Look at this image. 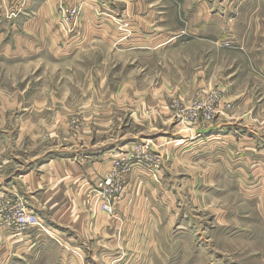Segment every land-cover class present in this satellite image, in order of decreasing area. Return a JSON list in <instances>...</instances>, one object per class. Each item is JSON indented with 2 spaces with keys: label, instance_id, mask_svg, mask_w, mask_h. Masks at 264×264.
Masks as SVG:
<instances>
[{
  "label": "rangeland",
  "instance_id": "obj_1",
  "mask_svg": "<svg viewBox=\"0 0 264 264\" xmlns=\"http://www.w3.org/2000/svg\"><path fill=\"white\" fill-rule=\"evenodd\" d=\"M154 4L171 15L165 34L120 33L114 44L103 35L30 55L11 33L0 36V264L12 249L4 230L29 229L8 226L11 212L32 210L30 195L47 200L52 182L37 167L48 160L50 170L86 171L78 179L87 202H99V190L110 198L105 217L123 216L122 201L149 202L161 248L153 264H264V34L258 56H246L235 43L184 38L174 0ZM20 9L0 0V22ZM196 81L187 96L176 93ZM206 107L213 119L193 126ZM28 169L46 182L40 194L19 176Z\"/></svg>",
  "mask_w": 264,
  "mask_h": 264
},
{
  "label": "crops",
  "instance_id": "obj_2",
  "mask_svg": "<svg viewBox=\"0 0 264 264\" xmlns=\"http://www.w3.org/2000/svg\"><path fill=\"white\" fill-rule=\"evenodd\" d=\"M11 1L14 5L19 4L21 9L16 16L13 15L14 19L0 22V36L2 39L4 34L11 33L17 51L23 50L25 45L27 55L32 53L30 47L36 53L44 50L54 53L56 47H77L102 38L103 35L110 37L114 44L117 41L115 37L120 33L165 34L171 31L169 11L156 9L157 4L151 5L153 0H143L144 6H141L140 1L136 4L135 0ZM174 2L176 18L184 38L213 42L217 46H222L221 41L230 39L231 43L238 44L236 48L246 56L252 52L258 56L254 46L256 35L264 34V0ZM72 6L78 9L80 16L77 29L80 38L76 41H71L72 36L68 37L67 26L61 22L63 12L57 11ZM236 12H242L241 17H234ZM236 31L241 35L237 36ZM9 46V43L5 45L7 54L9 50L6 48ZM200 85L201 82L196 81L189 87L175 91L185 97L190 90L187 88L195 89ZM50 163L53 160L37 167V170L46 167L42 176L52 182L44 187L46 202L41 204L35 201L39 196L35 194L30 195L28 201L30 209L41 218L44 226L29 228L20 236L4 230V236L12 241V249L9 248L7 254L10 264H19V258L27 259L28 264L38 259L39 264H153L151 253L156 254L159 241L153 230L158 220L151 221L150 213L146 211L150 208L149 202L122 201L118 210H122L123 216L117 213L115 218L105 217L96 199L91 202L86 200L87 190L82 189L84 181L78 179L80 173L86 171L81 168L50 170ZM94 169L99 172L101 166L95 165ZM33 170L28 169L19 176L26 177L22 179L26 181L30 194H40L46 182L31 177ZM64 175L67 176L61 179ZM6 179L8 182L13 181L9 177ZM57 205L60 210L55 209ZM60 240L63 241L62 246L57 244ZM158 249H161L160 246Z\"/></svg>",
  "mask_w": 264,
  "mask_h": 264
},
{
  "label": "built area",
  "instance_id": "obj_3",
  "mask_svg": "<svg viewBox=\"0 0 264 264\" xmlns=\"http://www.w3.org/2000/svg\"><path fill=\"white\" fill-rule=\"evenodd\" d=\"M61 11L63 12V16L61 17L62 18L61 22L65 25V27L67 26L66 30L68 37L71 38L72 36L71 41L78 40L80 38L79 33L77 31L79 27V19H80L78 9L72 6L66 10L61 9ZM220 44L225 47H229V45H231L230 41L228 40H223L220 42ZM211 112L209 108L206 107V109L203 110L202 112L203 114L200 117H197L195 114H193L194 115V119L192 120L193 126H196L198 128L199 126H204L205 123L210 122L213 119V115L211 114ZM113 161L115 162V159ZM156 162H157L156 165H158L159 160H156ZM105 183L109 185L110 180L109 179L105 180ZM94 195L97 197L99 201L98 202L99 208L101 210L102 208H104L103 210L110 212V202H109L110 198L108 197V199H104L102 191L100 190L94 192ZM11 214H12L11 220L7 223V225L14 227L16 230H24L31 227H42V222L37 217V215L34 214L32 210H28L25 207L19 206L13 212H11Z\"/></svg>",
  "mask_w": 264,
  "mask_h": 264
},
{
  "label": "water",
  "instance_id": "obj_4",
  "mask_svg": "<svg viewBox=\"0 0 264 264\" xmlns=\"http://www.w3.org/2000/svg\"><path fill=\"white\" fill-rule=\"evenodd\" d=\"M212 130V128H199L196 130V134H207L208 132H210ZM151 150H153L152 148H150Z\"/></svg>",
  "mask_w": 264,
  "mask_h": 264
},
{
  "label": "bare ground",
  "instance_id": "obj_5",
  "mask_svg": "<svg viewBox=\"0 0 264 264\" xmlns=\"http://www.w3.org/2000/svg\"><path fill=\"white\" fill-rule=\"evenodd\" d=\"M213 138H218V137L214 136V137H212V138L210 137L209 139H213Z\"/></svg>",
  "mask_w": 264,
  "mask_h": 264
}]
</instances>
